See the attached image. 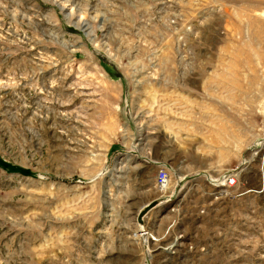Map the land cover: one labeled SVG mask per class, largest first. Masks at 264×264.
<instances>
[{
    "label": "rangeland",
    "instance_id": "obj_1",
    "mask_svg": "<svg viewBox=\"0 0 264 264\" xmlns=\"http://www.w3.org/2000/svg\"><path fill=\"white\" fill-rule=\"evenodd\" d=\"M263 148L264 0H0V264H264Z\"/></svg>",
    "mask_w": 264,
    "mask_h": 264
},
{
    "label": "built area",
    "instance_id": "obj_2",
    "mask_svg": "<svg viewBox=\"0 0 264 264\" xmlns=\"http://www.w3.org/2000/svg\"><path fill=\"white\" fill-rule=\"evenodd\" d=\"M264 150V148H263ZM225 178V182L221 183L222 185L226 184L229 186V188H232L233 185L236 184V180L235 178H232V176H226ZM169 184V176H167L166 171H162L159 175H157V186L160 189H163L164 187H166ZM220 185V184H218Z\"/></svg>",
    "mask_w": 264,
    "mask_h": 264
},
{
    "label": "water",
    "instance_id": "obj_3",
    "mask_svg": "<svg viewBox=\"0 0 264 264\" xmlns=\"http://www.w3.org/2000/svg\"><path fill=\"white\" fill-rule=\"evenodd\" d=\"M158 205V202L153 201L152 203L145 206L137 215L138 223L142 224L145 219V215H147L153 208H155Z\"/></svg>",
    "mask_w": 264,
    "mask_h": 264
},
{
    "label": "bare ground",
    "instance_id": "obj_4",
    "mask_svg": "<svg viewBox=\"0 0 264 264\" xmlns=\"http://www.w3.org/2000/svg\"><path fill=\"white\" fill-rule=\"evenodd\" d=\"M217 187H221V188H222V187H229V186H228V185H226V184H225V185H224V184H223V185H222V184H220V185H217Z\"/></svg>",
    "mask_w": 264,
    "mask_h": 264
},
{
    "label": "crops",
    "instance_id": "obj_5",
    "mask_svg": "<svg viewBox=\"0 0 264 264\" xmlns=\"http://www.w3.org/2000/svg\"><path fill=\"white\" fill-rule=\"evenodd\" d=\"M148 214H149V213H148ZM148 214H147V215H148ZM147 215H146V217H147Z\"/></svg>",
    "mask_w": 264,
    "mask_h": 264
}]
</instances>
